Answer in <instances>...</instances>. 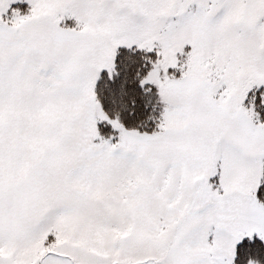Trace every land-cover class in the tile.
<instances>
[{"label": "snow or ice", "instance_id": "6c2138e0", "mask_svg": "<svg viewBox=\"0 0 264 264\" xmlns=\"http://www.w3.org/2000/svg\"><path fill=\"white\" fill-rule=\"evenodd\" d=\"M0 264H264V0H0Z\"/></svg>", "mask_w": 264, "mask_h": 264}]
</instances>
